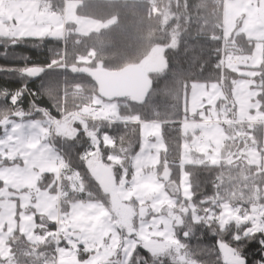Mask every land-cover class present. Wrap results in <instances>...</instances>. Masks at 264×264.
Instances as JSON below:
<instances>
[{
	"label": "trees",
	"instance_id": "1",
	"mask_svg": "<svg viewBox=\"0 0 264 264\" xmlns=\"http://www.w3.org/2000/svg\"><path fill=\"white\" fill-rule=\"evenodd\" d=\"M50 1L58 14H63V0ZM225 2L81 0L77 7L80 17L111 23L88 34L79 33L75 23H67L64 37H54L44 42L0 33V67L18 69L27 64L46 68L43 75L35 80H29L17 71H0V121L37 119L64 125L73 123L67 127L65 135L61 131L54 132L55 145L67 157V164L61 169L59 186L55 184L49 187L47 180L50 176L41 183V187L61 193L62 213H68L70 203L76 201H96L109 209L114 197L112 190H105L97 179L98 174L88 163L90 157L93 153H99V162L113 173L115 189L123 183L124 172L127 173V180L133 176V157L141 150L143 125H160L165 148L153 169L177 197V205L186 208L175 209L183 218V224L175 226L181 251H170L173 254L171 257L156 258L137 237V247L127 264H235L240 257L233 237L237 236L238 225L250 222L243 229L247 232L252 221L233 220L236 223H221L219 228H211V220L216 217L220 221L224 205L239 207L244 216L252 214L257 206L264 205V170L244 160L228 161L232 153L242 148L232 137H236L239 128L241 131L250 128L243 124H236L233 130H229L231 134L223 145L219 163L196 157L201 163L185 166L190 177L191 202L180 193L178 166L184 144L190 143L193 137L184 133L183 124L187 120L199 119L198 115H189L186 110L192 83L223 82L230 92L240 75L234 69L222 67L224 47L227 53L234 51L242 56L253 54L255 47L256 40L237 31L226 36L224 43L221 36L224 34ZM211 34L218 38L212 39ZM16 42L22 43L23 47H14ZM157 46L166 47V69L148 75L149 90L142 100L108 97L93 78L82 71L100 68L116 71L129 65L138 66ZM49 60L53 63L47 68ZM256 69L261 109L264 112V57ZM22 86L26 91L20 97L16 90ZM49 86L54 90L52 97L34 94ZM4 89L9 92H4ZM96 96L108 102L118 101L116 119L93 116L90 109ZM1 131L0 128V134ZM78 132L81 135L78 136ZM247 133L252 135L249 141L256 142L261 148L262 125H253ZM106 136L112 140L111 145L106 144ZM112 156L119 158V163H114ZM7 162V159H0V163ZM165 172L168 177L164 176ZM76 176L80 183L78 187L74 186ZM134 203L137 204L136 201ZM57 229L56 223L38 228L37 232L44 236V240L34 247L23 233L16 231L8 241L12 253L9 264H56L57 246L64 244V241L58 243ZM186 232L188 238L184 237ZM213 234L215 239L211 238ZM223 247L231 250L230 256L226 257ZM248 255L257 261L264 258L259 248ZM84 257V254H80V258ZM1 263L5 261L0 257ZM106 264H119V261L113 259Z\"/></svg>",
	"mask_w": 264,
	"mask_h": 264
},
{
	"label": "rangeland",
	"instance_id": "2",
	"mask_svg": "<svg viewBox=\"0 0 264 264\" xmlns=\"http://www.w3.org/2000/svg\"><path fill=\"white\" fill-rule=\"evenodd\" d=\"M34 2L35 0H0V31L14 35L15 31L18 30L20 34L27 28H33L34 24L44 25L43 20H46L41 17L34 18L31 12L35 6ZM70 2L77 8L80 0ZM22 8L25 12L21 16ZM73 19L81 34L99 31L111 23L94 22L89 18L80 17L77 13ZM8 23L12 25H6ZM224 25L228 36L235 31L243 32L256 42L253 54H239L243 57V63L232 69L240 76L230 92L218 81L193 82L191 85L186 110L189 115H198L199 119L192 124H183L184 133L192 134L193 137L190 143L184 144L180 167L178 166L180 193L190 202L192 191L185 166L201 163L194 153L211 155L215 162L216 155L227 137L225 126L228 130H233L235 124L260 121L258 125H262L263 129L261 148L256 142L249 141L252 138L250 133L246 139L241 129L235 133L237 139L232 138L241 146L247 143L255 144L257 147L243 150L249 158L246 162L257 164L264 170V112L259 98L261 90L256 79V68L261 65L264 57V0H226ZM58 28L59 23L55 32L50 34L63 35L59 34ZM41 33L47 35L44 30ZM165 49L163 46L155 47L138 65L144 75L148 77L152 72H162L166 69ZM96 97L92 107L90 106V110L96 113L93 116L118 117L117 100L108 102ZM71 124L73 123L64 125L37 119L0 121V159L8 160L7 163H0V257L5 261L1 264L10 263L11 251L8 241L16 231L23 233L34 247L44 240V236L37 232L38 228H45L53 223L57 224L60 240L64 237V244L57 246L56 264H106L113 259L119 261V264H127L137 247V237H140L143 246L156 258L171 257L173 254L170 251H181L180 237L175 234V226L183 224L182 216L175 211L181 208L177 205L179 200L168 190L165 180L153 169L159 163L160 153L165 148L160 125H143L141 150L133 157V176L131 180H127V173L124 172L123 183L115 189L111 188L114 197L109 209L96 201H76L70 203L68 213H62L61 193L51 192L49 188L41 187V183L45 177L50 176L47 180L49 187L55 184L59 186L65 159L55 145L54 132L61 131L65 135L67 127ZM246 126H250L248 129L253 127L252 124ZM104 139L106 144H112L109 137ZM111 158L116 164L120 161L117 157ZM99 160L100 155L96 152L88 162L96 173ZM164 176L168 177V173L165 172ZM96 177L102 183V175L98 174ZM151 213L153 215H149ZM219 218L222 225L233 220H250L252 225L247 232L256 231L264 228V205L257 206L248 216L241 214L239 207L224 205ZM195 219L197 220V217ZM223 249L226 257L231 255L228 247ZM80 254L85 257L80 258Z\"/></svg>",
	"mask_w": 264,
	"mask_h": 264
},
{
	"label": "crops",
	"instance_id": "3",
	"mask_svg": "<svg viewBox=\"0 0 264 264\" xmlns=\"http://www.w3.org/2000/svg\"><path fill=\"white\" fill-rule=\"evenodd\" d=\"M70 1L71 0H63V2H64V9H63L64 12H63V14H61V13L58 14V11L56 10L57 8H54L53 7V4L51 3L50 0H43V2H39V0H35V2H34L35 3V6H34V8H32V11L31 12H32L34 18H36V17H38V18L41 17V19L44 18L46 20V21L43 20V23L42 24H44V25L34 24L33 25V28H27V29L21 31L20 34L18 33V30H17V32L15 31V34L14 35H9V33L6 34V33L1 32V31L0 32L3 33V34H5V35L11 36V37H16V38L31 37V36L64 37V35H65V26H66L67 23H75L77 25V23L75 21H73L74 20L73 19V16L75 15V13H77V8H76V6H73V4H71ZM23 12H25V11L22 8L21 9V16L23 15ZM83 18H87V17H83ZM89 19L92 20V21H94V22H97L98 21V20L91 19V18H89ZM49 20H51L53 22V24ZM58 23H59V28L58 29H60L59 30V34L60 33H63V35H60V36L51 35L50 34L51 32H55V27H56V25ZM17 24H18V29H20L19 21H18ZM3 25H5V24H3ZM6 25L11 26L12 24L11 23H8ZM1 28H3V27H1ZM42 30H44L45 32H47L46 33L47 35H43V33H41ZM77 30H78V26H77ZM224 34L226 36H228L227 33H226V31H225V25H224ZM111 119L114 120L116 118L115 117H111ZM197 120L198 119L187 120L186 122L192 124V123L197 122ZM236 123H238V122H236ZM258 123H260V121L251 122V123L243 124V125H249V124L258 125ZM239 124H241V123H239ZM235 126H236V124H235ZM225 130H226L227 137H226L225 141L222 144V148L218 151V154L216 155V161L215 162H214V158L211 155H208V154H202L201 155V154L194 153V156H196V157H202L204 160H206V161H208L210 163H219L222 160V151H223L222 149H223V145L226 142V140L228 139V136H230V132L228 130V127L225 126ZM244 130L246 131L245 133H244ZM247 130L248 129H246V128H244L242 130V135L245 136L246 139H248L249 138L248 135H250L249 133H247ZM251 147H257V146L255 144H253V143H247L239 151H237L235 153H232L228 157V161L229 162H234L236 160H244V161H247L249 158L247 157V155L245 153H243V150L245 148H251ZM62 154H63V157L65 159L64 165H62L64 167L67 164V157H66V155L64 153H62ZM78 185H80L79 178L76 176L75 177L74 186L75 187H78ZM57 230H56L55 233L57 235L58 243H59L60 241H63L64 240V237L61 235L62 238H63V240H60L61 237H60V235H58ZM10 254H11V257H12V253L11 252H10Z\"/></svg>",
	"mask_w": 264,
	"mask_h": 264
},
{
	"label": "water",
	"instance_id": "4",
	"mask_svg": "<svg viewBox=\"0 0 264 264\" xmlns=\"http://www.w3.org/2000/svg\"><path fill=\"white\" fill-rule=\"evenodd\" d=\"M89 74L96 84L108 97H129L133 99H144L149 90V79L138 66H126L120 70L108 69H83ZM97 174L102 175V186L105 190L115 185L111 169L101 163L98 165ZM184 237L188 238L186 232Z\"/></svg>",
	"mask_w": 264,
	"mask_h": 264
},
{
	"label": "snow or ice",
	"instance_id": "5",
	"mask_svg": "<svg viewBox=\"0 0 264 264\" xmlns=\"http://www.w3.org/2000/svg\"><path fill=\"white\" fill-rule=\"evenodd\" d=\"M54 37L51 36H31V37H22L21 39H31V40H38L40 42H44L49 39H53ZM14 47H23V44L20 42H16ZM33 47H37V45H33ZM53 62L51 60L48 61L47 68L51 67ZM17 71L21 76H27L29 80L39 79L41 75L46 71L45 67H41L38 65H24L18 69L15 68H8L4 69L0 67V71ZM4 92H9L8 89H4ZM26 88L22 86L20 89L16 90V94L20 97H23L25 94ZM34 94H46L49 97H52L54 94V90L49 86L45 87L42 90H38L34 92ZM43 103V102H42ZM77 135H81L80 132ZM235 221H229V224H234ZM221 225V221H218L216 217H213L211 220V228H219ZM250 225V222H246L245 225H238L237 236L233 237L234 243L238 246V256L240 257L235 261V264H264V258L260 261H257L253 258V256H249L248 253L251 252L253 249L259 248L261 253H264V228H260L259 230L252 231V232H244V227ZM2 235V233H0ZM212 239H215V234L212 235ZM222 264H227V262H222Z\"/></svg>",
	"mask_w": 264,
	"mask_h": 264
},
{
	"label": "built area",
	"instance_id": "6",
	"mask_svg": "<svg viewBox=\"0 0 264 264\" xmlns=\"http://www.w3.org/2000/svg\"><path fill=\"white\" fill-rule=\"evenodd\" d=\"M212 39H217V35L211 34L210 36ZM224 40L226 39V35L222 34L221 36ZM243 57H240L239 54L235 53L234 51H229L228 53L226 52V46L224 47L223 50V56H222V67L223 68H233L235 66H238L243 63ZM202 140V139H201Z\"/></svg>",
	"mask_w": 264,
	"mask_h": 264
},
{
	"label": "clouds",
	"instance_id": "7",
	"mask_svg": "<svg viewBox=\"0 0 264 264\" xmlns=\"http://www.w3.org/2000/svg\"><path fill=\"white\" fill-rule=\"evenodd\" d=\"M167 75V73H165V76Z\"/></svg>",
	"mask_w": 264,
	"mask_h": 264
}]
</instances>
